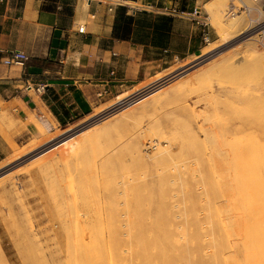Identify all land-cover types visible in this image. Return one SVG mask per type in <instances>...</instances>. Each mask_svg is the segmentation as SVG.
I'll return each mask as SVG.
<instances>
[{
	"label": "rangeland",
	"instance_id": "1",
	"mask_svg": "<svg viewBox=\"0 0 264 264\" xmlns=\"http://www.w3.org/2000/svg\"><path fill=\"white\" fill-rule=\"evenodd\" d=\"M111 1L119 2L117 6L122 5L126 8L137 5L131 1ZM193 1L187 0V2ZM231 1L238 5L237 0H208L202 4V16H206L205 20L215 31L216 39L206 44L196 57L176 61L167 69L158 68L153 76L126 89L115 99L92 108L86 116H77L59 124L49 113L39 116L35 112L27 111V119L19 120L26 131V140L19 147L16 146L10 155L0 160V264H80L81 262L82 264H109V256L106 255L107 252H104L108 249L113 250L110 246L111 240L109 246L106 240L108 239L106 235L110 234L111 239L112 233H116L119 243L114 251L119 252L116 253V257L120 254L121 264H129L130 258L133 257L131 260L133 264L135 260L140 259L135 258V253H130L132 250L125 248V240L128 237L125 233L132 230L128 222L133 215H130L126 203L137 191H134V188H138L139 194L143 197L140 215L143 217L145 227L148 228L153 214L151 211L155 210L166 221L165 227L168 228L169 234L174 236L183 230L187 236L193 233L202 236L199 241L188 243L192 261L198 257L207 262L212 261L210 236L214 237L217 232L215 228L217 224L214 222L217 217L216 207L221 210L219 207L223 206L224 210L228 211L229 203L234 204L236 219L241 220V235L244 234V228L246 229L247 224L249 225V220L242 214L244 212L242 201H250L256 205L257 195L254 183L256 185L261 183L264 186V59L259 55H253L256 59L249 56L252 60L249 57L247 59L250 60H242V58L245 59L242 50L244 42L248 41L246 38L256 35L255 38L258 39L256 29L264 28V0H244L252 7L249 11L239 10L233 15H226V9ZM237 15L245 17L246 24H252L248 31L240 32L239 28L234 31L235 28L228 25L230 17ZM248 17L253 21L248 20ZM255 24L257 28H254ZM221 26L227 27L224 31L222 29L223 33L218 30ZM234 34L237 35L233 36ZM222 36L223 38L225 36L224 39L228 37L229 40L224 42ZM256 39L253 40L258 48L257 51L262 52L264 56V46ZM230 55L233 57L231 58ZM238 57L242 64L235 68L239 64ZM218 58L226 61V63L223 62L226 64L223 65L224 68L220 65L222 62L218 63ZM214 60L215 64L217 62L221 68L218 70L216 64L217 69L215 67L214 69L217 71L211 66L212 71L208 72L207 70L210 69L207 67L210 66L209 64L213 65ZM229 63H233L232 66ZM246 68L250 70H248L250 73ZM199 70L201 75L207 77L202 76L200 79ZM166 75L169 76L167 82L159 85L163 86L162 93L159 91V94L152 96L153 99L149 98L143 105L140 103L141 105L132 106L133 110L129 108V110L117 112L118 115L116 114L113 120L110 119L111 126L101 127V123L110 118L106 119L104 116L107 114L105 112L110 110L107 108L111 104L156 78ZM250 106H252L251 110H247ZM0 109H3L1 103ZM2 121L3 115L0 112V122ZM254 125L256 128L253 127ZM7 126H14L11 118ZM259 133H262L263 137ZM72 137L74 142L71 140ZM33 141L37 144H33ZM135 143L139 151L135 149ZM248 143L254 144V147L251 146L255 152L253 150V153L249 152V148L244 149L248 147L246 146ZM256 147L260 151L258 153L260 158L255 157ZM138 153H141L140 156ZM250 154L252 158L248 156L247 160H244L245 156ZM13 156H15L14 159ZM237 157L239 159H236ZM256 158L261 165L260 174V167L257 168L258 178L251 176L250 172L246 174L244 167L248 165L246 164L248 162L250 163V166L248 165L250 170H248L254 172ZM45 159L46 161L42 162ZM222 161L225 163L223 164ZM229 165L231 170L228 168ZM245 184L249 185L248 193H246ZM151 185L154 186L153 188L155 185L159 188V208L158 205L151 204L149 200ZM262 197L264 214V190ZM228 198L230 202L227 207ZM110 202L112 206H109ZM109 207L114 209L110 210ZM224 210L219 212L222 217L227 215ZM102 219H104L103 223L108 222L109 233L104 229L99 230L100 233L95 232L97 233L94 238L96 241L91 242V247L87 246L90 243L87 238H91V234L89 230L86 233L87 228L83 229L80 227L81 224L83 223L82 226L92 225L95 220L97 224L101 223ZM73 224L75 227L80 225L78 226L80 229L73 228ZM195 226L199 229L197 232ZM81 229L83 232L80 231ZM88 233L90 236L86 238ZM101 233L106 239L102 235L98 236ZM233 237L238 238L233 234L232 240H234ZM67 239H70V243ZM84 240H87V245ZM184 241V238L178 240L179 249L184 247ZM72 243H76L73 248ZM96 244L98 247H94ZM87 248H90V253H87ZM93 249H98L99 254L94 255L95 253L91 252ZM239 254L236 253L237 257L241 258ZM113 256L110 257V262L113 261ZM73 257H75L74 261ZM104 257L108 260L106 261ZM115 262L120 264L119 260ZM137 262L136 264L139 262L142 264L141 261ZM157 263L160 264L159 262L152 264ZM175 264H183V261L177 260Z\"/></svg>",
	"mask_w": 264,
	"mask_h": 264
},
{
	"label": "crops",
	"instance_id": "2",
	"mask_svg": "<svg viewBox=\"0 0 264 264\" xmlns=\"http://www.w3.org/2000/svg\"><path fill=\"white\" fill-rule=\"evenodd\" d=\"M124 1L137 5L124 6L133 24L120 39L112 36L118 4L111 0H0V160L25 142L19 120L27 119V111L49 113L59 124L86 116L158 68L196 57L216 39L209 24L162 11L195 6L202 15L208 0ZM8 49L24 51L27 60L5 65L2 51ZM37 84H43L42 93L34 90ZM10 118L13 127L7 126Z\"/></svg>",
	"mask_w": 264,
	"mask_h": 264
},
{
	"label": "bare ground",
	"instance_id": "3",
	"mask_svg": "<svg viewBox=\"0 0 264 264\" xmlns=\"http://www.w3.org/2000/svg\"><path fill=\"white\" fill-rule=\"evenodd\" d=\"M251 4V3H250ZM257 10V9H256ZM258 11V10H257ZM250 14V13H249ZM262 15V14H261ZM250 16V15H249ZM264 16V15H263ZM253 17V16H252ZM231 18V20L229 21V23L230 24H228V25H230V27H232V28H235V29H233L234 31L236 30V28L238 29V30H241L240 32H244V31H248L251 27H249L250 25H252V24H246L247 23V21H246V19H245V17H243L242 15H237V16H232V17H230ZM248 20H252L253 21V19H251L250 17H248ZM258 20V19H257ZM255 21V20H254ZM254 23V22H253ZM217 25V24H216ZM263 25V24H262ZM255 26H256V24H255ZM259 26V25H258ZM222 27V28H221ZM221 27H219L218 28V30L221 32V33H223L222 32V29H223V31H224V29H226L227 27H224V26H221ZM224 27V28H223ZM237 30V31H238ZM231 31V30H230ZM250 33V32H249ZM248 33V34H249ZM252 34V33H251ZM254 34V33H253ZM224 35V34H223ZM235 35H237V34H234L233 36H235ZM245 35V34H244ZM226 36V35H225ZM225 36H224V38H225ZM249 36V35H248ZM256 36V35H255ZM255 36L253 37H249V38H246V40H248V41H246V42H244V45H243V55L245 56L244 58L245 59H243L242 58V60H250L251 59V57L254 59H256V56L254 57L253 55H259V56H261V58L262 59H264V56H263V53L262 52H260L259 53V50L257 51V49L258 48H256V43H254V40L253 39H256L255 38ZM244 37V36H243ZM222 38H223V36H222ZM223 38V40H224V42H226V40H229V39H227L228 37H226V39H224ZM231 38H233V37H231ZM250 40V41H249ZM252 40V41H251ZM257 40V39H256ZM221 42V41H220ZM229 42V41H228ZM222 43V42H221ZM230 43V42H229ZM218 44V43H217ZM242 44V43H241ZM221 45V44H220ZM230 45V44H229ZM214 46V45H213ZM215 46H217L216 45V43H215ZM207 49V48H206ZM213 49V48H212ZM263 51V50H262ZM237 52V51H236ZM241 52V51H240ZM264 52V51H263ZM208 53V52H207ZM210 54V53H209ZM240 54V53H239ZM225 55V54H224ZM223 55V56H224ZM208 56V55H207ZM231 56V58L233 57L232 55H230ZM235 56V55H234ZM249 56H251V57H249ZM203 57V56H202ZM227 57V56H226ZM241 57H242V55H241ZM247 57H249L248 59H247ZM260 58V57H259ZM226 59V58H225ZM234 59V58H233ZM232 59V60H233ZM237 59H239V57L237 58ZM236 59V60H237ZM219 58H218V63H221L220 65L224 68V66L223 65H226V64H224L223 62H225L226 63V61H224V60H220V62H219ZM229 60V59H228ZM235 60V59H234ZM252 60V59H251ZM260 61H261V59H259ZM241 60L239 59V64L238 65H236L235 66V68L237 67V66H240L242 63L240 62ZM228 62V61H227ZM238 62V61H237ZM217 62H216V64H217V66L219 65ZM212 64L213 65H211V64H209L210 66H208L207 68H211V66H213V69H214V67L216 66V64H215V60H214V63L212 62ZM215 64V65H214ZM231 66H232V64L233 63H229ZM236 64V63H235ZM234 64V65H235ZM219 65V66H220ZM229 65V66H230ZM216 66V67H217ZM218 66V70H219V68H221V67H219ZM215 67V68H216ZM227 67V66H226ZM253 67V66H252ZM259 67V66H258ZM239 69L240 68H242V67H238ZM201 69V68H200ZM217 69V68H216ZM216 69H214L215 71H217ZM230 69V68H229ZM243 69V68H242ZM241 69V70H242ZM247 69V68H246ZM254 69V68H253ZM205 70H207L206 69V67H205ZM221 70L222 69H220V72H221ZM225 70H228V69H226L225 68ZM224 70V71H225ZM238 70V69H237ZM240 70V71H241ZM249 69H247V71H248ZM208 72L210 71H212L211 69L210 70H207ZM250 71V70H249ZM248 71V73H250ZM190 72V71H189ZM201 72H202V69H201ZM201 72H200V70H199V75H198V77H200V79L202 78V76L203 75H201ZM206 72V71H205ZM214 72V71H213ZM212 72V73H213ZM226 72V71H225ZM224 72V75L226 74ZM245 72H246V70H245ZM187 73V72H186ZM203 73V72H202ZM215 74V73H214ZM213 74V75H214ZM221 74H222V72H221ZM212 75V76H213ZM206 76V75H205ZM205 76H203V77H205ZM248 76L250 77H252V75L251 74H248ZM207 77V76H206ZM248 77V78H249ZM209 78V77H208ZM199 79V78H198ZM199 79V80H200ZM253 79H254V77H253ZM176 80V79H175ZM175 80H173V81H175ZM216 80V79H215ZM170 81V80H169ZM173 81H171V82H173ZM205 81V80H204ZM245 82H246V80H244ZM167 82V81H166ZM171 82H169V83H171ZM178 82V81H177ZM208 83H209V81H208ZM219 83V82H218ZM240 83H243V81H240ZM168 84V83H167ZM166 84V85H167ZM251 84V83H250ZM170 85H172V84H170ZM240 85V84H239ZM167 86H169V84L167 85ZM166 86V87H167ZM227 86H229V85H227ZM250 86V85H249ZM163 87V86H162ZM162 87H160V86H157V87H155V88H152L151 90H149V91H147V92H145V93H143V94H141L140 96H138V97H136V98H134L133 100H131V101H129V102H123V103H121L120 105H117L116 107H114L113 109H110L111 110V112H110V110L109 111H106L105 113H107V114H105V118L107 119L108 117H110L109 119H107L106 121H104V122H102L101 124H102V128L103 127H106V126H108V125H110V121H112L113 120V118L115 117V116H117L118 114H117V112H119V111H121V110H129V108L130 109H132L133 110V107L132 106H134L135 107V105L136 104H140V103H142V105L143 104H145V102H148V100H149V98H151L152 96H156V94H159L158 92L160 91L161 93H162V90L161 89H163ZM171 87V86H170ZM140 88V87H139ZM165 88V87H164ZM241 89V88H240ZM167 90V89H166ZM165 90V91H166ZM185 90V89H184ZM239 90V89H238ZM237 91V90H236ZM252 95V94H251ZM174 96V95H173ZM151 99H153V98H151ZM160 99V98H159ZM151 101V100H150ZM153 101V100H152ZM116 102H118L117 104H119L121 101H116ZM156 102V101H155ZM212 103L214 104V102H213V100H212ZM228 103V102H227ZM231 103V102H230ZM255 103V101L253 102V104ZM234 104V103H233ZM141 105V104H140ZM244 105V104H243ZM250 105V104H249ZM118 106H120V107H118ZM132 107V108H131ZM226 107V106H225ZM239 107V106H238ZM251 107L252 106H250V109H247V110H251ZM253 107H254V105H253ZM243 108H245V107H243ZM257 108V107H256ZM234 109V108H233ZM232 109V110H233ZM246 109V108H245ZM244 109V110H245ZM255 109V108H254ZM106 110V109H105ZM97 111V110H96ZM103 111V110H102ZM109 112V113H108ZM243 113L242 114H244V111H242ZM255 112H256V109H255ZM96 113V112H95ZM240 113V112H239ZM246 113H248V112H246ZM251 113V112H250ZM96 114H98V113H96ZM117 114V115H116ZM252 114V113H251ZM103 117V118H104ZM251 118H252V116H251ZM100 119H101V117H100ZM110 119H112V120H110ZM179 119V118H178ZM252 120V119H251ZM99 121V120H98ZM102 121V120H101ZM96 123H97V121H96ZM95 123V124H96ZM257 123H260V121H258ZM92 124V123H91ZM252 124V123H251ZM94 125V124H93ZM96 125H98V124H96ZM96 125H94V126H96ZM45 126V125H44ZM111 126V125H110ZM248 126V125H247ZM259 126H260V124H259ZM258 126V127H259ZM43 127V126H42ZM87 127V126H86ZM254 128H256L255 127V125L253 126ZM89 128V127H88ZM93 128V127H92ZM91 128V129H92ZM95 128V127H94ZM98 128V127H97ZM102 128H101V130H102ZM108 128V127H107ZM242 128H244V127H242ZM249 128V127H248ZM49 129V128H48ZM106 129V128H105ZM260 129H261V127H260ZM85 130V129H84ZM95 130V129H94ZM226 130V129H225ZM41 131H42V129H41ZM60 131H62V130H60ZM91 131V130H90ZM106 131H109V130H106ZM105 131V132H106ZM150 131V130H149ZM244 131V130H243ZM246 131V130H245ZM258 131H260V130H258ZM56 132V131H55ZM96 132H99V130L97 131L96 130ZM95 131H94V133H96ZM102 132H104L103 130H102ZM101 132V133H102ZM113 132H115V131H113ZM226 132V131H225ZM253 132V131H252ZM251 132V133H252ZM88 133V132H87ZM108 133V132H107ZM254 133V132H253ZM257 133V132H256ZM260 135L262 134V133H259ZM43 135V134H42ZM56 135V134H55ZM54 135V136H55ZM78 135V134H77ZM84 135V134H83ZM91 135H92V132H91ZM108 135V134H107ZM252 135V134H251ZM254 135H255V133H254ZM258 135V134H257ZM70 136V135H69ZM94 136V135H93ZM244 136H245V134H244ZM253 136V135H252ZM262 136V135H261ZM260 136V137H261ZM45 137V136H44ZM75 137V136H74ZM90 137V136H89ZM246 137V136H245ZM249 137V136H248ZM247 137V138H248ZM263 137V136H262ZM50 138H51V136H50ZM61 138V137H60ZM62 138H64V137H62ZM77 138V137H76ZM252 138V137H251ZM258 138V137H257ZM257 138H256V141H257ZM34 139V138H33ZM72 139H74L73 137L71 138V140ZM236 139V138H235ZM242 139V138H241ZM249 139V138H248ZM237 141H238V139H236ZM250 140V139H249ZM255 140V139H254ZM261 140V139H260ZM45 141V140H44ZM73 141V140H72ZM72 141H71V144H72ZM98 141V140H97ZM240 141V140H239ZM248 141V140H247ZM253 141V140H252ZM66 142V141H65ZM74 142V141H73ZM76 142H77V140H76ZM92 142V141H91ZM242 142H243V139H242ZM33 144H37V143H35L34 141L32 142ZM31 143V145H33ZM67 143V142H66ZM240 143H241V141H240ZM243 143H245V142H243ZM255 143V142H254ZM52 144V143H51ZM63 144H64V142H63ZM249 144V145H248ZM248 144H246V146H248V147H246V148H244L245 150H247L248 148H249V152H251V153H253V151L255 152V149H253L252 148V146L254 147V144L252 143H248ZM31 145H27L28 147L29 146H31ZM61 145V144H60ZM75 145V144H74ZM135 145H136V143H135ZM134 145V147H135V149L137 150V151H139L137 148V145L135 146ZM236 145V144H235ZM234 145V146H235ZM238 145V144H237ZM252 145V146H251ZM259 145V144H258ZM36 146V145H35ZM62 146V145H61ZM70 146V145H69ZM91 146V145H90ZM233 146V147H234ZM239 146V145H238ZM260 146V145H259ZM27 147V148H28ZM32 147V146H31ZM240 147V146H239ZM26 148V149H27ZM30 149V148H29ZM42 149V148H41ZM71 149H72V146H71ZM70 149V150H71ZM264 149V148H263ZM69 150V151H70ZM96 150V149H95ZM235 150H237V149H235ZM253 150V151H252ZM256 150H257V155L255 156V157H258V156H260V154L258 155V153H260V151L258 150V147H256ZM98 151V150H97ZM238 151V150H237ZM71 152V151H70ZM235 152V151H234ZM246 152V151H245ZM236 153H238V152H236ZM242 153V152H241ZM18 154V153H17ZM141 154V153H140ZM140 154L138 153V155L140 156ZM15 155V154H14ZM137 155V156H138ZM231 155V154H230ZM18 157H19V155H17ZM38 156V155H37ZM40 156V155H39ZM38 156V157H39ZM62 156V155H61ZM245 156V155H244ZM248 156H251V158H252V154H250V155H246L245 157L246 158H244V160L246 159L247 160V158H248ZM14 157L15 156H13V159H14ZM222 157V156H221ZM236 157V156H235ZM255 157H253L254 158V160H255ZM48 158V157H47ZM141 158V157H140ZM251 158L249 157V160H251ZM258 158H260V157H258ZM258 158H256V162H255V164H254V166H256L254 169V172H253V170L252 171H249L250 170V168H249V166H250V163H248V162H246V164H248V165H245L244 167H245V169L247 170H245L244 168V170H245V172H246V174H249V172H250V175L251 176H256L257 178H258V169L257 168H259L261 165H259L258 163H260L259 161H257L258 160ZM35 159H36V157H35ZM162 159V158H161ZM160 159V160H161ZM236 159H239L238 157L236 158ZM235 159V160H236ZM11 160V159H10ZM10 160H8V161H10ZM39 160V159H38ZM160 160H157V161H160ZM225 161H226V159H224ZM260 160V159H259ZM34 161V160H33ZM37 161V160H36ZM43 161H46V159L45 160H42V162ZM52 161V160H51ZM153 161V160H152ZM154 161H156V160H154ZM156 161V162H157ZM225 161L223 162V164L225 163ZM232 161V160H231ZM41 162V161H40ZM40 162H39V164H40ZM41 162V163H42ZM141 162V161H140ZM139 162V163H140ZM143 162V161H142ZM161 162V161H160ZM13 163V162H12ZM154 163V162H153ZM159 163V162H158ZM227 163V162H226ZM35 164V163H34ZM105 164H107V163H105ZM108 164H110V162L108 163ZM114 164V163H113ZM136 164V163H135ZM156 165H157V163H155ZM154 164V165H155ZM232 164V163H231ZM236 164V163H235ZM238 164V163H237ZM14 165V164H13ZM36 165H37V163H36ZM48 165V164H47ZM153 165V166H154ZM155 165V166H156ZM192 165V164H191ZM219 165H220V163H219ZM241 165V164H240ZM251 165H252V162H251ZM112 166V165H111ZM230 166V167H229ZM228 166V168H230V170H231V165H229ZM248 166V167H247ZM1 167V166H0ZM20 167V166H19ZM27 167V166H26ZM108 167V166H107ZM192 167V166H191ZM191 167H189L190 169H191ZM241 167H242V165H241ZM247 167V168H246ZM41 168V167H40ZM227 168V169H228ZM263 168H264V158H263ZM21 169V168H20ZM236 169V168H235ZM234 169V170H235ZM249 169V170H248ZM251 169H252V167H251ZM260 170H259V174L261 173V167L259 168ZM27 171V170H26ZM105 171H107V170H105ZM229 171V170H228ZM236 171V170H235ZM27 172H29V171H27ZM244 172V173H245ZM184 173V172H183ZM226 173V172H225ZM229 173V172H228ZM233 173V172H232ZM27 174V173H26ZM231 174V173H230ZM229 174V176H231ZM245 174V175H246ZM178 175V174H177ZM233 175H234V173H233ZM7 176V175H6ZM94 176V175H93ZM234 176H236V175H234ZM240 177V176H239ZM5 178V177H4ZM176 178V177H175ZM238 178V177H237ZM257 178H255L256 179V181L258 182V179ZM8 179V178H7ZM233 179V178H232ZM170 180H173V179H170ZM227 180H229V179H227ZM236 182V181H235ZM244 182V181H243ZM256 182V183H257ZM154 186L153 185H151L150 186V189H149V191H150V194H149V200H150V202H151V204H155V205H158V208L160 207V203H159V198H158V192H159V188L157 187V185H155V188H153ZM211 187H212V185H211ZM244 187L246 188V193H248V192H250L249 191V185L248 184H245L244 185ZM254 187L256 188V195H257V200H256V205H254V203L253 202H250V201H242L243 202V204H242V207H243V210H244V212L242 213L244 216H246L247 217V219L249 220V225L247 224V226H246V229L244 228V234L243 235H241V232H242V225H241V220L240 221H237V216H236V213H235V205L234 204H232V203H229V207H228V202H230V198H228V200H227V207L230 209V210H228V211H226V210H224V208H223V206L221 207H219L221 210H219L218 209V207H216V210H217V217H216V220L214 221L216 224H217V227L215 226V228H217V232H216V234L214 235V237H213V235H212V237L210 236V240H211V245H212V250H211V255H212V261L211 262H207V261H205L204 259H202L201 257H198V258H195V260L194 261H192L191 259H190V250H189V248H188V243H191L192 241H199L200 239H201V237L199 236V235H197V233H196V235H195V233H193L194 234V236H192V235H189V236H187V235H185V233L183 232V230L182 231H179L177 234H175L174 236L173 235H171V234H169L168 232H167V230H168V228L167 227H165L166 226V221H164L163 220V218H162V216H161V214L159 213V214H157L156 212H155V210H152L151 211V214H152V219L150 220V223H149V226H148V228L147 227H145L144 226V224H143V217L140 215V211H141V206H142V204H143V197H141V195L139 194V192H140V190L138 189V188H134V191H136L134 194H132V196H130V197H132L131 199H127L128 201H127V203H126V206L129 208V213H131L130 215L132 216L133 215V218H131L130 219V222H128V225H129V228H131L132 230H131V232H129L128 233V231H127V233H125V235L126 236H128L127 238H126V240H125V248L128 250V249H130V250H132V251H130V253L132 252V254L133 253H135V255H136V259L138 258V259H140V260H135V258H134V260H135V262L133 263V264H136V261H141L142 262V264H152V263H155V262H159L160 264H175V262L177 261V260H182L183 261V264H264V214H263V197H262V195H263V190H264V186H263V184H261V183H259V184H255L254 183ZM132 188V187H131ZM110 189V188H109ZM133 189V188H132ZM154 189H156V191L154 190ZM213 189V188H212ZM210 190V189H209ZM54 193V192H53ZM225 193V192H224ZM107 194H109V193H107ZM54 196V195H53ZM248 196H249V194H248ZM227 197H228V195H227ZM54 198V197H53ZM59 200V199H58ZM237 203V202H236ZM110 204H112L111 202L109 203V206H112V205H110ZM122 204H123V202H122ZM221 205V204H220ZM217 206V205H216ZM219 206V205H218ZM114 207V206H113ZM110 208V207H109ZM128 208H126V209H128ZM222 208H223V210H224V213H226L227 212V215H224L223 217L219 214V212H221V211H223L222 210ZM227 208V209H228ZM114 208H110V210H113ZM125 209V210H126ZM226 209V208H225ZM223 213V214H224ZM231 216V217H230ZM213 217V216H212ZM95 218V217H94ZM241 218V217H240ZM107 219V218H106ZM92 220V219H91ZM212 220H214V219H212ZM96 221L97 220H95V223L94 224H92V225H88L87 224V226L86 225H83L82 226V224H81V226L80 225H76V227H75V224H73L74 225V227L73 228H75V229H80V227H82L83 229L85 228H87L85 231H86V233H87V231L89 230L90 231V234H91V238L89 237L90 235H89V233L87 234V236H86V238L87 237H89V238H87V240H88V242L90 241V243H88L89 245H87L86 244V241H85V244L87 245V246H90L91 247V245H92V243H94L96 240L94 239L95 238V235L97 234V233H95V232H97L98 231V233H100V231L101 230H106L108 233H109V231H108V228H109V224H108V222H104L103 223V221H104V219H102L101 220V223H97L96 224ZM210 221H211V216H210ZM92 222H93V220H92ZM197 222V221H196ZM195 222V223H196ZM75 223H76V220H75ZM86 223V222H85ZM214 223V224H215ZM78 224H80V222H78ZM96 224V225H95ZM100 224H101V226H100ZM201 224V223H200ZM78 226H80L79 228H78ZM241 226V227H240ZM198 227V226H197ZM202 227V226H201ZM69 228V227H68ZM195 228H196V226H195ZM198 228H200V226L198 227ZM83 229H81L80 231H82L83 232ZM70 230V229H69ZM100 230V231H99ZM179 230H180V228H179ZM197 230H199V229H197L196 228V232H197ZM72 231H74V230H72ZM185 231V230H184ZM215 231V230H214ZM213 231V232H214ZM82 232H80V233H82ZM123 232V231H122ZM212 232V233H213ZM116 233H112L111 235H112V237H111V239L109 238L110 237V234H109V236H107L106 234V237H108V239H106L103 235H102V233L101 234H99L98 236H100V235H102L103 236V238H105L106 240H107V242H108V246L110 245L111 246V248L113 247V250H111V249H108L107 251L105 250V252L104 253H106V255L108 254V256H109V260L108 259H106L107 257H104L105 258V260L107 261L108 260V262H109V264H113L115 261H118L119 260V263L121 264L122 263V261L120 262V260H121V258H119V256H120V254L118 255V257H116V253L118 252V250H117V252L115 253L114 251L117 249V243H118V239L116 238V235H115ZM123 234V233H122ZM233 234L235 235V237H236V235H237V239L236 238H234L233 237V239L234 240H232V238H231V236H233ZM76 237V236H75ZM82 237H83V235H82ZM123 237V236H122ZM239 237H241V238H239ZM180 238H184L185 239V241H184V247H182V248H180L179 249V247L177 246V242H178V240L180 239ZM65 239H66V237H65ZM76 239V238H75ZM90 239V240H89ZM236 239V240H235ZM68 240V239H67ZM70 240V239H69ZM68 240V242L70 243V241ZM110 240H111V242H110ZM76 241V240H75ZM103 241H105L104 239H103ZM92 242V243H91ZM106 242V241H105ZM106 242V243H107ZM109 242H110V244H109ZM121 242V241H120ZM78 243V242H77ZM91 244V245H90ZM119 244V243H118ZM73 245H76V243H72V245H71V247L73 248ZM130 245V246H129ZM210 246V245H209ZM84 247H85V245H84ZM94 247H98L97 246V244L94 246ZM122 247V246H121ZM93 248V247H92ZM108 248V247H107ZM211 248V247H210ZM76 249H77V247H76ZM85 249V248H84ZM89 249L90 248H87V250H88V252L87 253H90L89 252ZM69 250H71V248H69ZM77 250H79V248L77 249ZM76 250V251H77ZM110 250L113 252L112 254H111V252H110ZM121 250H123V249H121ZM125 250V249H124ZM135 250V251H134ZM80 251V250H79ZM79 251H77V252H79ZM91 251V250H90ZM92 253H95L94 255H96V253H97V255L99 254V252H98V249H93L92 251H91ZM80 253V252H79ZM91 253V254H92ZM119 253V252H118ZM236 253H237V255L239 254L240 256H241V258H239V256L237 257V255H236ZM74 254V253H73ZM78 255H80V254H78ZM89 255V254H88ZM106 255H104V256H106ZM112 255H114L115 256V258H114V256L112 257L113 259V261H111L110 262V260H111V256ZM129 256V255H128ZM88 257H90V255L88 256ZM121 257V256H120ZM74 258L75 257H73V261H74ZM130 258V257H129ZM132 258V259H131ZM130 258V262H131V260H133V257H131ZM237 258V259H236ZM115 259V260H114ZM242 259H243V261H242ZM78 260V259H77ZM99 260V259H98ZM87 261V260H86ZM95 261V260H94ZM240 261H242V262H240ZM78 263H79V261H77ZM129 262V264H132V262L130 263ZM137 262V263H138ZM152 262V263H151ZM220 262H222V263H220ZM107 263V262H106ZM66 264V263H65ZM80 264H82V262L80 263ZM87 264V263H86ZM115 264H118V263H116L115 262ZM126 264H128V263H126ZM138 264H141L140 262L138 263ZM158 264V263H157Z\"/></svg>",
	"mask_w": 264,
	"mask_h": 264
},
{
	"label": "built area",
	"instance_id": "4",
	"mask_svg": "<svg viewBox=\"0 0 264 264\" xmlns=\"http://www.w3.org/2000/svg\"><path fill=\"white\" fill-rule=\"evenodd\" d=\"M238 1V5L235 4L234 2H230L225 14L226 15H233L235 14L237 11L239 10H246L249 11L252 7H250L244 0H237ZM116 4H119V2H116ZM109 9L111 10L112 7H109ZM162 11L164 13H169V14H183L185 16H187L191 21H193L195 24H208V22L205 20L206 16L203 17L200 13V10L198 7H192L190 10H180V8L176 5H171V6H163L162 7ZM254 28H257L256 26ZM77 31L80 33L84 32V25H79L77 28ZM258 35V39L257 41L264 46V28L260 29L257 28L255 31ZM3 56H2V62L5 65H12V64H17V65H22L24 64V62L27 60L28 56L27 54L19 49H8V50H3ZM169 76H162V77H158L155 80L149 82L148 84L144 85L143 87L131 92L130 94H128L127 96H124L123 98H121L119 101H121L119 104L123 103V102H129L131 100H133L134 98L140 96L141 94L151 90L152 88H155L159 85H162L164 82H166L168 80ZM31 86L28 85V88H30ZM34 90L37 93H42L44 91V86L43 84H37L34 86ZM118 102H114L113 104L110 105V107H108L107 109H113L114 107H116Z\"/></svg>",
	"mask_w": 264,
	"mask_h": 264
},
{
	"label": "trees",
	"instance_id": "5",
	"mask_svg": "<svg viewBox=\"0 0 264 264\" xmlns=\"http://www.w3.org/2000/svg\"><path fill=\"white\" fill-rule=\"evenodd\" d=\"M185 3L186 0H182ZM180 10H190L191 8H185L180 6ZM131 24H133V17L126 13L124 6H118L115 11V18L112 27V36L115 38L125 39L129 36L131 30ZM53 113L56 111L52 109ZM59 121L60 118H59ZM62 123V122H61Z\"/></svg>",
	"mask_w": 264,
	"mask_h": 264
}]
</instances>
